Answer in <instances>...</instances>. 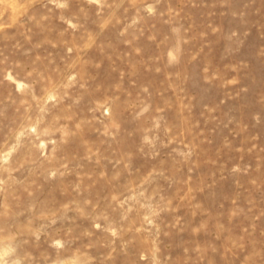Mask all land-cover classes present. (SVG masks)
<instances>
[{
	"label": "rangeland",
	"instance_id": "obj_1",
	"mask_svg": "<svg viewBox=\"0 0 264 264\" xmlns=\"http://www.w3.org/2000/svg\"><path fill=\"white\" fill-rule=\"evenodd\" d=\"M0 264H264V0H0Z\"/></svg>",
	"mask_w": 264,
	"mask_h": 264
}]
</instances>
